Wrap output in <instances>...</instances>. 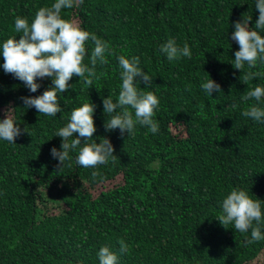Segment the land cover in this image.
<instances>
[{
    "label": "trees",
    "instance_id": "1",
    "mask_svg": "<svg viewBox=\"0 0 264 264\" xmlns=\"http://www.w3.org/2000/svg\"><path fill=\"white\" fill-rule=\"evenodd\" d=\"M54 2L0 0V47L10 37L20 38L15 16L31 22L39 8ZM255 3L83 0L62 9L63 19L95 34L109 49L92 86L74 76L68 91L58 93L57 116L40 115L19 99L41 95L50 77L38 78L41 87L31 93L0 67V119L11 106L17 125L27 128L14 144L0 139V264H100L97 253L105 246L117 255V264H264V240L248 244L250 231L240 233L217 220L223 199L236 187L262 200L264 211V122L241 114L257 104L243 96L264 86V76L246 85L231 64L239 50L231 39L234 23L245 14L254 27ZM168 40L179 47L187 43L191 59L168 60L160 50ZM93 48L86 42L89 66ZM120 55L139 57V67L152 77L150 88L142 82L137 88L159 100L155 134L139 124L131 135L105 129L102 98H118ZM251 71L264 73V63ZM208 79L222 91L208 95L202 88ZM90 101L96 105L93 140L110 139L117 159L85 168L76 162L78 146L58 170L50 154L62 143L56 132L74 108ZM258 106L264 108V100ZM93 171L100 175L93 178ZM121 240L127 252L120 251Z\"/></svg>",
    "mask_w": 264,
    "mask_h": 264
},
{
    "label": "clouds",
    "instance_id": "2",
    "mask_svg": "<svg viewBox=\"0 0 264 264\" xmlns=\"http://www.w3.org/2000/svg\"><path fill=\"white\" fill-rule=\"evenodd\" d=\"M82 3L83 0H55L50 7L39 8L31 22L13 13L14 31L20 34V38L10 37L0 47L4 61L0 67L6 74H11L15 79L22 81L31 93H36L41 87L37 82L38 78L41 80L51 78V85L41 95L19 98L25 108H35L40 115L57 116V113L62 112L58 103V93L68 91L71 87L69 81L76 76L80 82L92 86L93 80L99 79L96 72L97 64L104 65L108 62L106 53L109 46L106 42L95 34L83 30L74 21L61 17L62 9H72ZM255 9L259 12L255 26L250 27L252 17H246L244 14L242 20L234 23L235 30L231 34V39L239 45L231 64L234 69L241 70L240 80L246 85L250 80L264 76V73L251 71L256 68L258 61L264 63V35H261V31H264V0H256ZM89 40L94 44L90 55L91 66L84 63L87 55L86 42ZM160 50L170 61L181 57L191 59L192 56L187 43L179 47L174 40L162 44ZM117 59L122 82L118 98L115 102L111 96L102 98L104 113L107 116L106 131L118 128L121 135L125 132L131 135L135 126L139 124L147 127L151 133H157L159 124L154 116L159 100L154 92L140 91L137 88V83L141 82L146 85L144 89L150 88L152 77L139 67V57L127 58L120 55ZM246 66L249 69L247 72L244 71ZM202 88L210 96L213 92L222 91L221 85L213 79L204 82ZM243 99H254L257 104L251 105L241 114L255 121L264 122V108L258 106L259 102L264 100V86L257 85L248 89ZM229 107L235 108L236 105ZM13 109L9 106L5 110V118L0 119V139L14 144L17 137L27 132V128L22 130L17 125L10 114ZM95 110L96 105L91 101L74 108L69 122L56 132L55 136L61 137L62 143L60 149L53 147L50 154L58 160L56 165L58 170L71 159L70 151L78 146L76 162L82 167L96 168L98 165L107 164L109 160L117 159L110 139L102 137L99 143L93 140L97 131L94 121ZM75 133H78V136L74 138ZM99 175L98 171L92 172L93 178ZM262 218H264L262 200L253 199L246 191L236 187L223 199L222 211L217 220L225 228L233 224V228L240 233L250 231L251 238L247 243L252 244L264 240L261 232ZM120 245L122 253L128 251V245L123 240L120 241ZM97 255L100 264H117V255L106 246L102 247Z\"/></svg>",
    "mask_w": 264,
    "mask_h": 264
}]
</instances>
